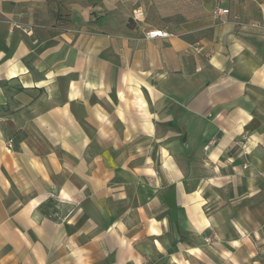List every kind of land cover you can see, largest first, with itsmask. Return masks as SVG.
<instances>
[{
    "label": "crops",
    "instance_id": "crops-1",
    "mask_svg": "<svg viewBox=\"0 0 264 264\" xmlns=\"http://www.w3.org/2000/svg\"><path fill=\"white\" fill-rule=\"evenodd\" d=\"M0 264H264V0H0Z\"/></svg>",
    "mask_w": 264,
    "mask_h": 264
},
{
    "label": "built area",
    "instance_id": "built-area-1",
    "mask_svg": "<svg viewBox=\"0 0 264 264\" xmlns=\"http://www.w3.org/2000/svg\"><path fill=\"white\" fill-rule=\"evenodd\" d=\"M213 13L217 16H224L228 13V9L226 7H221V6H217L215 7ZM135 19H142L143 18V13L141 10H137L134 12L133 14ZM147 34L151 37H155V36H167L169 35L168 32H166L165 30L162 29H154V30H150L147 32ZM72 212V209H70L66 216L69 215Z\"/></svg>",
    "mask_w": 264,
    "mask_h": 264
},
{
    "label": "rangeland",
    "instance_id": "rangeland-1",
    "mask_svg": "<svg viewBox=\"0 0 264 264\" xmlns=\"http://www.w3.org/2000/svg\"><path fill=\"white\" fill-rule=\"evenodd\" d=\"M214 206H215V208H217L218 207V205H211V204H206V207H207V210L206 211H210V210H212L213 208H214ZM215 210V209H214Z\"/></svg>",
    "mask_w": 264,
    "mask_h": 264
}]
</instances>
